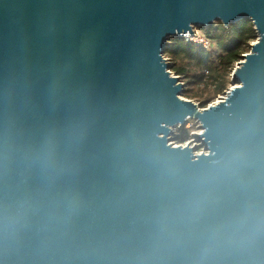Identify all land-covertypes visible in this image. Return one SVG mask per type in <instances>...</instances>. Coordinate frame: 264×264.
<instances>
[{
    "label": "water",
    "instance_id": "1",
    "mask_svg": "<svg viewBox=\"0 0 264 264\" xmlns=\"http://www.w3.org/2000/svg\"><path fill=\"white\" fill-rule=\"evenodd\" d=\"M242 19L231 86L182 98L168 39ZM0 264H264V0H0Z\"/></svg>",
    "mask_w": 264,
    "mask_h": 264
},
{
    "label": "trees",
    "instance_id": "2",
    "mask_svg": "<svg viewBox=\"0 0 264 264\" xmlns=\"http://www.w3.org/2000/svg\"><path fill=\"white\" fill-rule=\"evenodd\" d=\"M199 29L208 47L176 36L170 39V45L163 55L172 61L169 67L176 76L184 78L186 84L209 82L216 92H223L227 89L228 76L234 64L250 49V43L256 40L253 24L242 19L227 27L221 22H214ZM200 105L205 107L204 102ZM188 133V129L180 128L175 134V142L183 144L189 138Z\"/></svg>",
    "mask_w": 264,
    "mask_h": 264
},
{
    "label": "rangeland",
    "instance_id": "3",
    "mask_svg": "<svg viewBox=\"0 0 264 264\" xmlns=\"http://www.w3.org/2000/svg\"><path fill=\"white\" fill-rule=\"evenodd\" d=\"M194 31L197 34H201L200 29L199 28H194ZM173 37H170L168 40L170 41V39H172ZM255 41V40H254ZM250 50V49H249ZM246 51L245 53L249 52ZM243 53V54H245ZM172 63V61L169 62ZM236 64V63H235ZM234 64V66H235ZM169 71L171 73H173L174 76L175 73L173 72V70H171V68L169 67ZM181 80L183 81L184 78H181ZM184 82V81H183ZM231 86L230 84V74L228 76V83H227V89ZM184 91H182L181 93V97L185 98V97H189V98H185V99H189L194 101L195 103H197L199 106L201 102H204L205 107H207L208 105H211L213 103H216L220 100V98L223 96V93L227 90H224L223 92H216V90L211 86V84H209V82H205L203 84H185L184 86ZM185 93H187L185 95ZM185 95V97L183 96ZM180 128H186L189 130L188 133V139L183 142V144L185 145L186 143H190L191 146L194 148V153H197L198 151H200L202 149V146L199 144L200 142L196 140V138L194 137V133H198L199 130L197 128V122L193 119H189L187 120V122L181 126H174L172 127V134L169 135V139L170 142L174 143V145H179L177 142H175V134L178 133V130Z\"/></svg>",
    "mask_w": 264,
    "mask_h": 264
},
{
    "label": "built area",
    "instance_id": "4",
    "mask_svg": "<svg viewBox=\"0 0 264 264\" xmlns=\"http://www.w3.org/2000/svg\"><path fill=\"white\" fill-rule=\"evenodd\" d=\"M183 38L185 39H189V40H192L193 42H195L197 45H200L204 48L208 47V42L207 40H205L201 35L197 34L195 31L192 35H190L189 33H185V34H182ZM163 57L166 59V61L169 63V58L167 56H164ZM173 74V73H171ZM186 144H190L189 142L186 143ZM181 145H184V144H181ZM191 145V144H190ZM206 152V150L202 147V149L200 151H198L197 153H204Z\"/></svg>",
    "mask_w": 264,
    "mask_h": 264
}]
</instances>
